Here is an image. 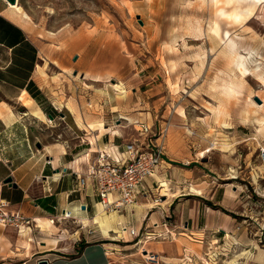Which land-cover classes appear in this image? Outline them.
Instances as JSON below:
<instances>
[{"label": "rangeland", "instance_id": "374dc122", "mask_svg": "<svg viewBox=\"0 0 264 264\" xmlns=\"http://www.w3.org/2000/svg\"><path fill=\"white\" fill-rule=\"evenodd\" d=\"M18 1L37 29L31 28L32 34L43 40L41 74L60 84H71L76 76L84 87L82 110L101 116L117 105L115 121L134 138L133 113L144 115L153 129L168 123V132L177 137V155L184 154L177 156V164L188 169L177 171L180 181L189 175L182 191L201 193L203 184L186 187L194 175L209 180L206 195L213 185L224 189V205L217 202L222 192L205 200L221 214L219 226L197 234L185 233L180 221L177 239L164 230L135 244V238L125 241L130 235L123 226L112 232L123 237L118 240L97 225L101 239L124 247L116 263L264 264V159L259 155L264 147V0ZM77 27L86 41L80 55L73 56L57 32ZM229 39L246 56L238 67L228 60ZM76 98L74 92L71 99ZM22 102L31 114L50 121L33 101ZM66 105L80 117L77 108ZM53 129L54 136L63 131ZM160 186L168 190L166 180ZM145 225L142 234L150 230ZM157 240L164 241L161 255ZM147 253L158 254L159 262L144 258Z\"/></svg>", "mask_w": 264, "mask_h": 264}, {"label": "crops", "instance_id": "0c3cea01", "mask_svg": "<svg viewBox=\"0 0 264 264\" xmlns=\"http://www.w3.org/2000/svg\"><path fill=\"white\" fill-rule=\"evenodd\" d=\"M18 13L15 4L0 0V199L8 203L9 210H19L33 222L22 231L14 226L0 227V264H38L40 259H46L49 264H117L115 257L123 255L124 247L101 239L96 223L81 221L95 212L99 197L94 182L89 180L81 187L78 176L86 172L97 151L110 152L113 145L123 149L134 136L125 125L115 121L117 105H112L101 116L82 110L84 87L76 76L70 78L71 84L68 81L60 84L50 75L45 77V73H39L43 40L32 34L37 29ZM57 33L67 53L80 55L86 41L80 27L72 31L62 28ZM69 87L72 94L68 95ZM74 92L78 95L75 101L71 99ZM24 100L33 101L47 118L51 113L52 122L31 114ZM58 102L64 104L60 106ZM67 103L77 108L82 120L68 109ZM131 116L135 118L134 128L139 121L148 123L144 115L133 113ZM99 119L104 121L103 128L86 125ZM55 126L63 129L57 136L53 135ZM37 142L41 143V148L36 147ZM179 144L185 146L186 141L180 140ZM177 156L184 154L177 155V137L170 130L165 138L163 162L141 183L137 202L123 209L122 224H117L119 228L123 226L127 232L128 227L139 229L146 224L150 231L167 230L177 239L180 221L185 223L188 234L219 226L216 219L221 218V214L205 200L213 201L218 192H222L217 202L224 205V189L213 185L211 193L206 195L203 190L209 189V180H198L200 176L194 175L195 182L191 180L186 187L203 184L201 193L182 191L189 175L183 181L177 179V171H188L177 164ZM7 177H11V183L16 186L5 182ZM161 180L167 181L168 190L160 186ZM159 189L163 192L159 193ZM188 193L191 195H182ZM149 202L153 205L149 206ZM64 209L69 210L71 216L57 219ZM170 217L171 220H166ZM46 219L51 220V224H45ZM92 228L95 233L90 235L87 231ZM133 239L129 236L125 241ZM155 242V249L161 255L159 246L164 241ZM165 248L163 244L162 249ZM162 256L171 258L169 254ZM120 264H124V260Z\"/></svg>", "mask_w": 264, "mask_h": 264}, {"label": "built area", "instance_id": "2783aa9c", "mask_svg": "<svg viewBox=\"0 0 264 264\" xmlns=\"http://www.w3.org/2000/svg\"><path fill=\"white\" fill-rule=\"evenodd\" d=\"M137 123L138 136L133 141L125 143L123 149L113 145L110 152L104 149L97 151L90 159L86 172L78 176V184L81 187L89 180L94 182L99 203L106 210L120 211L134 205L140 194L141 183L152 176L163 162L168 123L160 124L156 129L143 121ZM259 155L264 159V147L260 148ZM70 216L71 212L64 209L57 219ZM32 222V218L19 210H9L8 203L0 199V227L14 226L18 231H22L30 227ZM154 225L158 226L157 223ZM87 233L92 235L95 231L88 229ZM127 233L135 238V244L141 239L147 240L156 235V231L150 230L142 234L140 228L135 227H128ZM157 234L162 235L161 232ZM152 256L159 262L157 254Z\"/></svg>", "mask_w": 264, "mask_h": 264}, {"label": "bare ground", "instance_id": "6f19581e", "mask_svg": "<svg viewBox=\"0 0 264 264\" xmlns=\"http://www.w3.org/2000/svg\"><path fill=\"white\" fill-rule=\"evenodd\" d=\"M202 1L204 2L205 0H202ZM15 7L19 11L18 15L21 14V17L25 18V21H26V19H29V15L23 10V8L19 4H15ZM228 43H229L230 52L228 55L229 58L228 57L227 58H228L229 62L235 63L236 67H238L240 61L245 59L246 56L239 53V51L237 50L236 45L232 39H229ZM38 71H39V73H44L43 69L41 68V65H38ZM92 79L95 81H99L96 78H92ZM59 103H60V106H62L64 104L63 102H59ZM34 115H35V113H34ZM26 117H27V115H26ZM124 118H127V117H124ZM50 121L52 122V120H50ZM99 127L100 126L98 124H96L94 126V128H98V129L103 128V127H100V128ZM56 136H57V134H56ZM162 185H164V184H162ZM148 205L152 206L153 203H149ZM81 221L83 223H85V222L96 223L102 229V231L105 235H107L111 238H115L117 235H112V232H114V233L121 232L120 228L117 227V224H119V223L122 224L123 216L117 210H114V209L113 210H106L104 207H102V205L100 203H97L96 210H95L94 214L90 217L82 218ZM44 223L49 225V224H51V220L46 219L44 221ZM39 224L42 225V222H39ZM144 240L141 239L136 244H139V243L145 244L146 242ZM53 241H51V242H53ZM54 243H56V242H54ZM143 257L146 259L156 260V257H153L152 255L150 256V253L143 254Z\"/></svg>", "mask_w": 264, "mask_h": 264}, {"label": "water", "instance_id": "95a60500", "mask_svg": "<svg viewBox=\"0 0 264 264\" xmlns=\"http://www.w3.org/2000/svg\"><path fill=\"white\" fill-rule=\"evenodd\" d=\"M11 4H16V3H18V0H8ZM142 21L140 20V23H141ZM75 58V57H74ZM64 114H63V112H61L60 113V116H63ZM47 116L50 118V119H53V115L51 114V113H49V114H47ZM36 147H38V148H41L42 147V145H41V143L40 142H37L36 143ZM5 182H9V183H11L12 182V178L11 177H7L6 179H5ZM13 186H16L14 183H11ZM83 208H84V206H83ZM38 264H49L48 263V261L46 260V259H40L39 261H38Z\"/></svg>", "mask_w": 264, "mask_h": 264}, {"label": "trees", "instance_id": "16d2710c", "mask_svg": "<svg viewBox=\"0 0 264 264\" xmlns=\"http://www.w3.org/2000/svg\"><path fill=\"white\" fill-rule=\"evenodd\" d=\"M33 96V95H32ZM210 206H213V205H211L210 203H208Z\"/></svg>", "mask_w": 264, "mask_h": 264}]
</instances>
